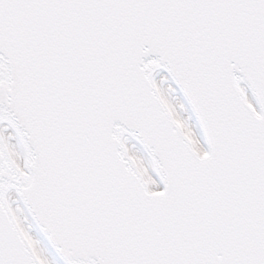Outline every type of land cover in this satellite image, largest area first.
Listing matches in <instances>:
<instances>
[{"label":"snow or ice","instance_id":"6c2138e0","mask_svg":"<svg viewBox=\"0 0 264 264\" xmlns=\"http://www.w3.org/2000/svg\"><path fill=\"white\" fill-rule=\"evenodd\" d=\"M0 264H264V0H0Z\"/></svg>","mask_w":264,"mask_h":264}]
</instances>
